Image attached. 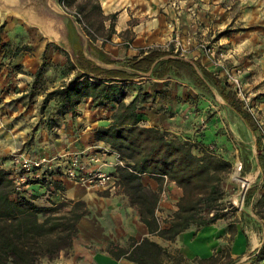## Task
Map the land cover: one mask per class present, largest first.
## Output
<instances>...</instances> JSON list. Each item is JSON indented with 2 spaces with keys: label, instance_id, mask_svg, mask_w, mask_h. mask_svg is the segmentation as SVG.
Masks as SVG:
<instances>
[{
  "label": "crops",
  "instance_id": "1",
  "mask_svg": "<svg viewBox=\"0 0 264 264\" xmlns=\"http://www.w3.org/2000/svg\"><path fill=\"white\" fill-rule=\"evenodd\" d=\"M98 1L106 16L103 19L104 26L109 24L106 21L113 23V31L106 42L89 38L81 28L77 30L70 17L49 8L44 25L27 23L17 14L7 16L0 12V24L3 23L0 33V104L6 103L0 108L4 121V128L0 129V166L9 169L14 178L20 174L9 156L14 144H24L23 150L31 156L55 157L48 168L44 165L25 174L24 181L19 185L20 193L32 196L33 202L39 206H63L67 203L70 206L77 199L83 200L86 205V212L77 223L71 245L61 249V254L49 263L138 264L122 256L114 257L110 248L127 247L131 238L140 239L144 236L180 254L187 263H191L194 257L216 254L222 249H225L226 255H222L220 260L228 259V264L258 263L254 255L264 235V216L258 215L256 210L260 209L258 201L264 194L263 186L253 187V192L245 196L243 211L237 214V219L221 217L203 226L190 225L172 241L150 234L138 210L130 204L128 195L123 191L117 170L120 159L118 153L108 143L96 140L93 136L96 126L110 121L117 103L97 104L90 96H85L75 105L73 112L66 107L56 106L55 99L48 101L47 104L54 102L50 108L46 107L47 104L43 105L41 99L38 111L34 106L29 107L31 104L26 105V92L30 86L35 89L33 81L40 65L43 69L41 75L37 76L36 85L42 86V98L47 90L68 82L73 76L76 68L68 66V56L73 59L78 49L98 65L115 67L103 62L94 51L99 49L122 61L152 46L170 45L169 23L177 26L182 35L191 34L195 40L198 39L196 30L199 36L207 32L204 37L211 39L213 27L231 18L221 11L223 8L219 0ZM251 4L250 10L243 17L240 16L244 18L245 24L242 30H236L240 32H235L233 37L229 36L225 41L220 39L221 36L212 39L230 52L227 63L234 61L239 50L253 47L250 42L255 45L264 43V0H251ZM194 7L197 19H202L204 24L196 22V17L190 13L189 9ZM111 13H114V17L110 20L107 15ZM227 41L230 43L223 45ZM16 47L19 50L14 52ZM179 54L192 63L199 61L212 71L208 57L194 42ZM247 64L254 65L251 60ZM260 65L263 66V61ZM243 74L242 70L241 77ZM254 82L255 90L264 91V76ZM123 88L124 101L137 95L136 105L141 124L157 126L168 131L169 135L188 138L202 147L214 146L217 155L230 161V147L233 145L235 151L240 149V145L245 142L242 137L251 132L216 89L212 88L207 95L206 90L196 86L189 78L179 80L171 74L158 78L143 73L124 80ZM259 106L264 115V99ZM68 152L79 153L92 168L118 175L117 188L85 189L65 177L60 165L64 163ZM263 152L261 147L258 157L252 151L249 155L252 164L259 159L263 162ZM140 181L148 189L157 191L159 188L158 180L148 174H141ZM165 188L166 195L159 200L155 209L162 225L166 224L165 221L176 208V200L181 194L180 187L173 180L164 179L159 193L165 192ZM230 223L234 224L232 232L228 228Z\"/></svg>",
  "mask_w": 264,
  "mask_h": 264
},
{
  "label": "trees",
  "instance_id": "2",
  "mask_svg": "<svg viewBox=\"0 0 264 264\" xmlns=\"http://www.w3.org/2000/svg\"><path fill=\"white\" fill-rule=\"evenodd\" d=\"M60 5L75 9L83 18L84 32L89 38H95V30L103 28V38L109 39L113 31V23L103 25V15L98 0H58ZM51 14H54L50 10ZM97 15V16H95ZM98 19L95 25L94 19ZM110 20L114 13L107 15ZM95 25V27H93ZM3 23L0 24V33ZM1 39V36H0ZM89 49L92 48L88 43ZM19 47L15 48L17 52ZM94 53L103 62L115 67H103L87 58L80 49L73 59L68 56V66L76 68L68 82L47 90L42 97V104L55 99L56 106L66 107L73 112L75 105L82 97L90 96L97 104L116 102L110 121L96 126L93 136L103 140L118 153L123 165H118L123 191L128 195L130 204L139 212L140 219L146 224L150 234L168 240H174L177 234L190 225L196 227L214 222L226 216L223 202L224 190L222 177L231 170L230 160L202 148L194 153L195 142L188 138L181 139L169 135V132L157 126L143 125L139 122L137 111V95L124 101L123 81L149 73L153 77L173 75L179 80L189 78L196 86L211 92L216 89L223 100L230 106L255 133L259 125L243 106V101L236 96L225 79L199 63L183 58L170 44L167 47L152 46L141 50L139 55L120 60L112 58L97 49ZM43 66L35 72L33 84H37V76L41 75ZM257 156H260L262 142L257 136L254 140ZM249 170V163L242 162V172ZM148 174L158 180V190L145 187L140 181L141 174ZM173 180L180 187L181 194L176 200V208L162 225L155 214L159 200V191L164 180ZM11 171L0 166V264H37L41 257L53 258L63 248L71 245L76 233L77 223L86 212L85 202L77 199L70 204L65 213H54L57 207L36 205L32 196L20 193ZM44 180V179H43ZM46 183L45 181H43ZM47 184V183H46ZM253 187L245 192L249 196ZM264 194L258 201L256 213L261 217ZM208 213V214H207ZM42 216V217H41ZM230 232L234 224L228 225ZM225 249L205 257H194L191 263L180 254L173 253L148 236L140 239L131 238L127 247L110 248V253L138 264H228V259L220 260L226 255ZM264 256V244L260 245L254 257L259 260Z\"/></svg>",
  "mask_w": 264,
  "mask_h": 264
},
{
  "label": "rangeland",
  "instance_id": "3",
  "mask_svg": "<svg viewBox=\"0 0 264 264\" xmlns=\"http://www.w3.org/2000/svg\"><path fill=\"white\" fill-rule=\"evenodd\" d=\"M219 4L223 8V10H221V11H224L226 13V17L227 18L231 17V18L226 23L220 24L219 26H216L215 28L213 27L214 35L211 36L212 37L211 39H214V38H217L218 36H221L220 39L222 38L221 40L225 41V39L228 40L227 38L229 36L233 37L235 32H240V31H236V30H242L244 28V25H245L244 24V18L242 19L241 17H243L245 15V13L250 10V7L252 4H251V0H219ZM46 10H47V8H46ZM194 12H196L195 7H194ZM217 14H219V13L217 12ZM6 15L11 16V14H6ZM238 15H239V18L237 17ZM95 16H97V15H95ZM192 16L196 17L195 18L196 22H200L201 24H204L203 20L202 19L198 20L197 16L195 14ZM98 19H100V17H96V19H94L95 25H98ZM24 21H26V20L24 19ZM83 22L88 24V22L86 21L85 18H83ZM27 23H29V22H27ZM106 23L108 24V23H110V21H106ZM95 25H93V27H95ZM106 27L107 26H105V28ZM210 28H211V26H210ZM95 32L97 33V35L99 37H104V35L106 34L105 31L103 30V28L97 29V30H95ZM209 33L212 34V32H209ZM198 34H199V32L196 30L195 35L198 36V39L206 38L204 36L207 35V32H205V34H200V36ZM209 39H210V37H209ZM229 43L230 42L227 41V42L223 43V45H226ZM249 44L253 47H251L250 49H241L238 52H236L234 61L228 62V65L229 66L237 65L241 68V70L244 71V74L241 77L242 90H243V93L248 94V96H249L248 106L250 107V111L253 114V116L255 117V119L259 125V130L255 133H253L251 131V132H249V135L245 134V136L242 137L245 142L243 145H240V149H238L237 151L234 150L233 145L230 147L229 155L231 158L232 167H231V170L229 172H227L222 177V186H223V190H224L223 202L227 205L226 208L224 207V211L226 213V216H224L225 219L230 218V217H233V219H237V214L243 211V208L245 205L244 202L246 200L245 192L248 189H250L252 187H258V186L264 187V159H263V162L259 159L258 162L255 161L254 164H252V162H253L252 158L250 159V157H249V155L252 154V151L254 153H256L254 140L257 136L260 135L261 128L264 129V115L262 114L261 107L259 106L261 100L264 99V91H261L262 89H260V91L255 90V86L253 84V83H255L254 80L258 81L259 77L264 76V43H260V44L255 45L252 42H250ZM220 45H222V44H220ZM224 49H226V48H224ZM249 60H251L254 65L247 64ZM254 61H258L259 63H256ZM262 61H263V66L260 65V63ZM241 73H242V71H241ZM252 74L255 76H252ZM250 83H251V86H250ZM38 86H40V84L36 85L35 89H31V86L28 87V90H27L26 95H25L26 96V105L31 104V106H29V107L34 106V108H36V111L40 110L39 103L41 105V99H42L40 97L41 92H42L41 91L42 86H40L39 88H38ZM205 93L208 95V92L205 91ZM5 104L6 103H4V102L2 104H0V108L5 106ZM53 105H54V102H51L50 104H47L46 107L50 108ZM36 121H39V119ZM1 128H4V121H3L2 114L0 113V129ZM30 132L32 134L33 130L31 129ZM229 134L231 136V132H229ZM13 146L14 147H13V149L10 150L9 156H10L11 160L13 161L14 167L16 168V162H14V160H13L14 154H16V155L29 154L30 155V153L23 150L24 144H22V143L21 144H14ZM262 147L264 149L263 143H262ZM202 148L209 149L212 152L215 151L214 146L202 147V146L198 145V143H195V146L192 148V150L194 153H197V152L199 153ZM217 149H218V147H217ZM214 153L216 154V152H214ZM217 153H220V152H217ZM236 154H237V157H236ZM243 159L245 160V163H249V170L245 171V172H242ZM239 161L241 162V166L238 170V167L240 164ZM166 191L167 190L165 188V192L161 191L159 193V195H160L159 200L165 197ZM159 200H158V202H159ZM158 204H157V206H158ZM69 207L70 206H68V203L63 205V206H59L56 209L57 211H55L54 213H58V214L59 213L60 214L65 213L69 209ZM263 228H264V223H263ZM64 249L65 248H63V250ZM60 251L56 254V256H58V254H61ZM56 256H54V257H56ZM53 258H48L47 256L41 257L38 260L37 264H50L49 262ZM183 264H185V263H183ZM255 264H258V263H255Z\"/></svg>",
  "mask_w": 264,
  "mask_h": 264
},
{
  "label": "built area",
  "instance_id": "4",
  "mask_svg": "<svg viewBox=\"0 0 264 264\" xmlns=\"http://www.w3.org/2000/svg\"><path fill=\"white\" fill-rule=\"evenodd\" d=\"M65 11L76 21V17H80L79 13L72 8L60 5ZM190 13L195 14L194 8L189 9ZM78 26L84 31L86 26L83 20L79 23L76 21ZM170 27V43L173 46V50L178 53L182 52L186 46L194 45L200 49L209 59L212 71L225 79L229 88L235 92L236 96L242 99L243 106L250 111L248 106V94L243 93L242 82H241V68L237 65L229 66L228 54L230 53L227 49H224L220 43H215L212 39L201 38L193 39L191 34L182 35L179 28L172 23H169ZM95 39L99 41H107L103 37H99L95 34ZM195 40V41H193ZM251 112V111H250ZM260 140L264 145V129L261 128ZM58 156V155H57ZM55 157L46 155L31 156L29 154H14L13 160L16 162V168L20 171V174L15 177L14 181L17 187L24 181L25 174L35 169H39L42 166L49 167L50 163L53 162ZM240 162V161H239ZM119 165H123V161L119 159ZM61 166V173L83 186L85 189H99V190H113L118 186V175L112 172H106L98 168H92L89 163L85 162L81 155L77 152H68L65 154L64 163ZM241 166L239 164L238 170ZM164 179H167L164 175ZM244 194V193H243ZM242 194V195H243ZM260 245L264 244V235L260 240ZM258 264H264V256L258 260Z\"/></svg>",
  "mask_w": 264,
  "mask_h": 264
},
{
  "label": "water",
  "instance_id": "5",
  "mask_svg": "<svg viewBox=\"0 0 264 264\" xmlns=\"http://www.w3.org/2000/svg\"><path fill=\"white\" fill-rule=\"evenodd\" d=\"M46 8L67 15L72 19L77 30H80L74 18L60 6L57 0H0L1 13L17 14L27 22L39 25H44L45 23Z\"/></svg>",
  "mask_w": 264,
  "mask_h": 264
},
{
  "label": "bare ground",
  "instance_id": "6",
  "mask_svg": "<svg viewBox=\"0 0 264 264\" xmlns=\"http://www.w3.org/2000/svg\"><path fill=\"white\" fill-rule=\"evenodd\" d=\"M48 15V14H47ZM62 34V33H61Z\"/></svg>",
  "mask_w": 264,
  "mask_h": 264
}]
</instances>
